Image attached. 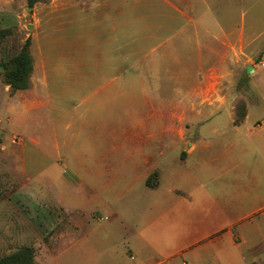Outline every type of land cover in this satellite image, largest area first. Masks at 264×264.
<instances>
[{
    "label": "rangeland",
    "instance_id": "1",
    "mask_svg": "<svg viewBox=\"0 0 264 264\" xmlns=\"http://www.w3.org/2000/svg\"><path fill=\"white\" fill-rule=\"evenodd\" d=\"M243 6L249 8L243 42L234 38L233 48L215 57L217 66L195 68L214 78L192 81L187 74L184 82L179 64L169 61L178 52L162 46L141 59L129 58L135 67L125 69L126 80L116 77L101 88L98 80L118 72L97 66L103 60L119 62L115 48L120 42L112 25L119 17L113 16L112 5L101 13L83 0H37L32 6L27 0H0V62L17 54L27 38L33 59L25 89L12 90L0 64V258L28 246L38 264H123L117 252L122 248L126 255L128 245L120 242L119 218L112 213L120 209L125 220L140 228L144 210L139 217L121 206L147 193L129 167L145 155L150 160L149 145L161 141L168 142L160 158L162 188L176 184L200 199V182L205 181L210 188L204 189L219 201L224 202L225 191L227 198L231 193L233 205L223 225L232 223V253L245 261L264 255V210L245 218L257 205L253 194L264 203V0H245ZM150 59V77L143 78L148 69L143 64ZM246 65L254 69L248 75ZM82 74L93 79L83 80ZM195 139L193 152L183 156ZM93 154L103 155L109 168L104 171L105 179H111L102 190L105 204L86 201L82 194L88 192L72 173L80 172L83 157ZM123 156L129 158L125 163L114 162ZM214 156L230 162L198 166L202 158ZM51 192L55 198L77 196L83 212L62 208ZM185 202L177 227L166 229L164 238H194L198 230L214 229L225 209L215 208L212 219L203 221L210 206ZM93 207L97 221L96 213L87 217ZM90 224L98 227L88 233ZM186 251L199 249L193 245ZM232 264H239L234 257ZM257 264H264V258Z\"/></svg>",
    "mask_w": 264,
    "mask_h": 264
},
{
    "label": "crops",
    "instance_id": "2",
    "mask_svg": "<svg viewBox=\"0 0 264 264\" xmlns=\"http://www.w3.org/2000/svg\"><path fill=\"white\" fill-rule=\"evenodd\" d=\"M244 1L116 0L117 3L113 2L111 4L109 0H83L84 3L86 2L87 7L89 4H96V8L101 13L112 5V8H115L113 16L119 17L117 20H113L112 24L114 25L113 28L117 29V33L114 35L115 39L119 40L118 43H122V45L120 43L117 45V49L115 48L118 51L119 62L117 64L103 63L104 60L97 62L98 67H115L118 72L111 77H104L97 82L102 83L101 88H104L105 84H110L116 77L126 80L128 76L124 74L125 69L131 66L135 67L129 58L137 57V59H141L145 56L146 51L152 52L162 46H166L165 50L167 51L173 52L175 50L178 52L177 58H171L169 61L179 64V75L184 82L187 74L194 78L191 79L192 81H200L207 77L214 78L215 75H208L203 70H195V68L217 66L215 57L221 50L227 48V46L229 49H232L234 38L241 43L243 42L246 27L245 18L249 10V8L243 6ZM255 2L257 1H254L252 5H255ZM122 50L125 52L123 59ZM136 53H140V55ZM152 62L154 60L150 59L143 64V67L148 68L143 71L145 73L142 76L143 78L144 76L150 77V67L153 66ZM186 67L192 68L191 71L184 70ZM81 77L83 80L88 81L93 79V77H85L84 74ZM232 120L231 118V122ZM196 140L188 142V148L185 152L184 149L182 150L183 156L185 153L190 154L193 152ZM167 143L166 141H161L160 144L158 142L150 144L148 153L152 155L151 159L147 160V155H145L142 162H137L135 165L132 162V165L129 167L130 171L136 173L134 180L136 182L141 181L147 193H145V196L129 198V202L122 201L121 206L126 211H130L139 217L141 211L144 210L145 220L140 221L141 225L138 228L136 222L124 219L121 211H119L120 209L113 210L112 215L114 218H119L122 230L119 232V236L121 237L120 242L125 241L128 245L126 255H124L122 248L117 252V256L122 257L120 262L123 264H232L234 257L238 260L239 264L259 263L264 258V255L258 258L251 257L250 261L247 258V261H245V257L242 254L237 253L234 255L231 251V247L235 242L234 238H232V223L230 221L228 228H224L223 225L227 211H231L232 209L233 199L231 193L230 198H227V191H225L224 202L219 201L215 199L217 197H213L208 189H204L210 188V183L205 181L200 182L199 187L202 190L200 192L203 196L200 199L198 196L191 197L188 195V192L176 187V184L162 188V183L165 180V169L164 163H162V159L160 158L165 152ZM154 147H159L160 149L155 153ZM127 159L129 158L126 156L115 157L114 162L122 164ZM229 159L227 157L216 156L202 158L198 166L215 164L218 161L227 163L228 161L230 162ZM105 163L103 155L93 154L91 157H83L80 172L73 169V175L82 180V184L88 192V196L85 195L84 191V194H82V196L86 197V201H93L94 204L106 203L102 190L104 187L110 185L111 179L106 180L104 177V171L109 169L108 166H105ZM141 164H145L143 170H139L142 167ZM146 165L148 166L146 167ZM119 168L121 167L119 166ZM225 168L228 167L226 166ZM152 171L155 173L154 181L156 183L154 186H148L146 179L152 174ZM224 171H227V169ZM250 176L253 177L251 173ZM132 185L131 183V187ZM52 194L51 192L49 195ZM52 197L54 199L57 198L56 202L68 211L79 210L83 212L80 208L82 203L81 201L80 204L76 203L77 196L75 195L69 194L65 199H62L58 194H56V198L53 195ZM187 199H190L195 205H209V213L215 208H225L223 211L221 210L217 226L214 229L200 230V232L198 230L193 235L195 236L194 238H190L192 235L188 238H164L166 229L177 227L176 216L182 208L181 205H184ZM252 200L257 205L251 210V213L245 215V218L250 217V214H256L257 211L264 210L262 196L255 193L252 195ZM169 212H171L170 218L163 220L164 216ZM94 213H96L95 220H99L97 207H93L90 213L87 214V217L89 214L92 215ZM205 216H202L203 221L205 219H208L207 221L212 219L211 213L207 215L208 218H204ZM97 227L98 225L96 226V224H90L87 232L89 233ZM102 227L105 228L106 226L103 225ZM105 233H107L106 230ZM84 234L80 237L84 236ZM193 245L198 247L199 252L191 254L186 251ZM227 247L229 251H227ZM163 250H165L166 254ZM183 254H185L183 258L189 261H184L181 258ZM127 256L132 261L138 259V262H129ZM168 259H171V262ZM174 259H180V262H172ZM153 260L155 261L153 262Z\"/></svg>",
    "mask_w": 264,
    "mask_h": 264
},
{
    "label": "trees",
    "instance_id": "3",
    "mask_svg": "<svg viewBox=\"0 0 264 264\" xmlns=\"http://www.w3.org/2000/svg\"><path fill=\"white\" fill-rule=\"evenodd\" d=\"M37 0H27L28 6H32ZM30 40L26 39L17 54L0 62L2 66L3 80L9 84L12 90L25 89L29 85V77L33 69V59L30 54ZM241 118L245 113H240ZM234 124H238L234 121ZM155 173L146 179L148 186H154ZM153 180V181H152ZM0 264H38L34 260V254L30 247L22 246L18 250L0 258Z\"/></svg>",
    "mask_w": 264,
    "mask_h": 264
},
{
    "label": "water",
    "instance_id": "4",
    "mask_svg": "<svg viewBox=\"0 0 264 264\" xmlns=\"http://www.w3.org/2000/svg\"><path fill=\"white\" fill-rule=\"evenodd\" d=\"M253 70H254V69H253L251 66H249V65H246V66H245V73H246L247 75L250 74Z\"/></svg>",
    "mask_w": 264,
    "mask_h": 264
}]
</instances>
